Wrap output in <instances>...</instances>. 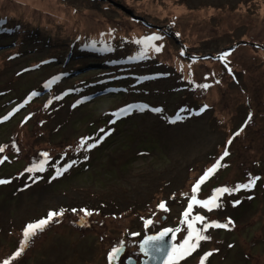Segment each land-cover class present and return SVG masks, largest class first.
Listing matches in <instances>:
<instances>
[{"label": "rangeland", "instance_id": "1", "mask_svg": "<svg viewBox=\"0 0 264 264\" xmlns=\"http://www.w3.org/2000/svg\"><path fill=\"white\" fill-rule=\"evenodd\" d=\"M0 147V264L141 257L164 217L179 246L257 177L171 264H264V0H0Z\"/></svg>", "mask_w": 264, "mask_h": 264}, {"label": "snow or ice", "instance_id": "2", "mask_svg": "<svg viewBox=\"0 0 264 264\" xmlns=\"http://www.w3.org/2000/svg\"><path fill=\"white\" fill-rule=\"evenodd\" d=\"M158 39H161V37H158L155 35L145 38L146 41H153V40H158ZM137 43H140V41H137ZM161 48H162V46H157L155 50L157 52H159V51H161ZM204 87H207V85H204ZM33 95H35V93ZM131 107L139 108L140 106H131ZM143 107H147V106H143ZM127 111H128L127 109L122 110V112H127ZM156 111H160V110L156 109ZM86 142H87L86 140H82L81 147H83V145ZM229 143H231V141H229ZM89 147H95V145L94 144L89 145ZM0 152H3L2 147H0ZM44 155H47V154L45 153ZM224 155L225 156L228 155V152L225 151ZM2 162L3 161L0 160V163H2ZM220 166L221 165L219 164V162H217V164H215L211 168H209L207 170V172L205 173V175L200 177V179L194 185L193 190H192L193 193L198 192L201 184H203L209 178V176L211 174L215 173L217 168ZM67 167H71V165H68ZM67 167L62 169V170H59L57 172V174L58 175L62 174L63 171L67 170ZM32 170L33 169H29V171H32ZM40 170H43L42 165L40 166ZM257 179H259V178L257 177V178L252 179L248 184L237 185L233 189H229V188L216 189V194H214L213 196H211L207 200H199V199H197L196 195L191 196L190 197V203L187 206V210L183 213L184 219H185V222L187 223V227H188L189 231H188L187 237L184 239L183 243L180 244L179 246L174 247V251H176L177 255L173 259L178 260V259L183 258L184 256L190 255L193 251L196 250V248L199 246L201 241L209 240L210 239L209 236L202 234L203 232L207 231L209 228H228L229 224L231 223V221H229L228 223H224V224H221L219 222L206 223L205 222L206 218L204 216H201V215H196V216L192 217V219H189V217L193 211L194 205H199V206L208 208L209 210H211L214 207H219V204L217 203L219 195H222L223 193H226V192L231 193V192L239 191L240 189H250L251 187L255 186V182ZM8 182L9 181L0 179V184H4V183H8ZM236 203H239V201H237ZM159 207L161 209L167 210L166 204L163 202L159 205ZM72 211H76V210L73 209ZM82 211H84L86 216L91 215V213L86 209H83ZM60 215H63V210L60 212H50L47 219H42V220H40L34 224L27 225L26 229L24 230V244L26 245L30 241V238L33 235H35L38 230H42L49 223V221L52 220L53 217L60 216ZM197 222H199L201 225H203V227L197 228L196 227ZM149 223H151V221H149ZM171 232H173V229H165L163 232H161L157 236H149L144 241V245H148V244H150V242H154V241H162V240H164V237L167 236L168 233H171ZM144 245L141 246V250L144 251L145 254H148L147 249L144 247ZM22 251H23V247H21L20 251H18L16 253V256H19ZM121 251H122V249L119 247L112 249V252L109 254L110 264H111V261H113ZM155 251L159 252V251H162V249L155 248ZM211 254L212 253H207L205 255V257L202 258L201 264H204V260H206L207 256H210ZM170 256H171V253H170ZM4 264H9V262L5 261Z\"/></svg>", "mask_w": 264, "mask_h": 264}, {"label": "water", "instance_id": "3", "mask_svg": "<svg viewBox=\"0 0 264 264\" xmlns=\"http://www.w3.org/2000/svg\"><path fill=\"white\" fill-rule=\"evenodd\" d=\"M240 44L247 45L248 43L240 42L239 44L236 45V47H238ZM231 50H234V48H232ZM165 229H172V228H168L166 226L165 228L158 230L152 234L145 235L138 243V249L142 256L140 263H138L137 260H135L134 258H129L126 261V264H171L173 254L175 253L174 247H176V236H177V233L174 229L173 232L168 233V235L164 237V240L154 241V242H150V244L148 245H144V241L149 236H157ZM142 245H144V247L147 249L148 254H145V252L141 250ZM119 248H121L122 251L118 254L116 260H119L123 255V253L125 252L124 247H119ZM155 248H160L162 249V251L157 252L155 251Z\"/></svg>", "mask_w": 264, "mask_h": 264}, {"label": "flooded vegetation", "instance_id": "4", "mask_svg": "<svg viewBox=\"0 0 264 264\" xmlns=\"http://www.w3.org/2000/svg\"><path fill=\"white\" fill-rule=\"evenodd\" d=\"M212 211V210H211ZM212 213H216L215 211H212ZM212 213H209V214H211L212 215ZM201 216H203L204 214L202 213V214H200ZM217 215V214H216ZM168 218H163L162 219V221H163V226H164V228L167 226L168 228H172V226H173V222H169L168 220H167ZM158 230H161V229H157L156 231H158ZM175 230V229H174ZM176 231V233H177V236H178V233H180V231H178L177 232V230H175ZM176 236V246H177V244L179 243V242H177V240H178V237ZM121 247H124L125 248V252L124 253H126V249H127V247L126 246H121ZM124 253H123V255L121 256V258L119 259V260H116V258H115V262H114V264H120L121 263V260H123L124 261V263L126 264V261L129 259V258H134L135 260H137V262L138 263H140V261H141V258H142V256L141 257H138V256H128V257H126L125 255H124ZM124 257V259H122ZM122 261V262H123Z\"/></svg>", "mask_w": 264, "mask_h": 264}, {"label": "trees", "instance_id": "5", "mask_svg": "<svg viewBox=\"0 0 264 264\" xmlns=\"http://www.w3.org/2000/svg\"><path fill=\"white\" fill-rule=\"evenodd\" d=\"M28 43H32V37L31 36H28V38L24 41V44L26 45V44H28ZM230 56V53L229 52H227L226 54H225V57L226 58H228Z\"/></svg>", "mask_w": 264, "mask_h": 264}]
</instances>
